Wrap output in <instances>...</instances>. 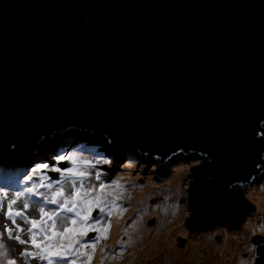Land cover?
Returning a JSON list of instances; mask_svg holds the SVG:
<instances>
[{
	"label": "water",
	"instance_id": "95a60500",
	"mask_svg": "<svg viewBox=\"0 0 264 264\" xmlns=\"http://www.w3.org/2000/svg\"><path fill=\"white\" fill-rule=\"evenodd\" d=\"M70 143L161 185L204 159L184 228L241 241L264 166V0H0V162Z\"/></svg>",
	"mask_w": 264,
	"mask_h": 264
},
{
	"label": "rangeland",
	"instance_id": "374dc122",
	"mask_svg": "<svg viewBox=\"0 0 264 264\" xmlns=\"http://www.w3.org/2000/svg\"><path fill=\"white\" fill-rule=\"evenodd\" d=\"M84 144V143H81ZM80 143H70V144H65V145H60V146H55V147H59L58 149L55 150L54 155L49 159H54L53 163H46L42 158L41 159H35L33 160V155L27 162H25L24 164H22L21 166H19L17 169H21V171H19L18 173H16V168H13V175L20 177L19 180H23L25 177H28L29 175H31L32 179L28 180V184H30L31 182L36 180V177H47L49 182H55L61 179V177H59V173L57 174V178L53 180H50L48 176H44V170L47 172H51V168L52 167H58L59 168V164H61L62 168H68V167H72L71 164H69L67 161H62L57 163L56 161V157L57 156H66L72 153H75L77 156L79 157H86L88 159H107L109 160L105 154L97 147L94 148V150L96 152H94V150H90V148H86L87 146H82ZM91 144V143H90ZM71 145V147L67 150V148ZM93 145V144H92ZM94 146V145H93ZM54 149V147H50L47 149H44L41 151H38L39 153L37 155H39V157L44 156V159H48V153L52 152ZM85 149V150H83ZM88 149V150H87ZM70 150H73V152H69ZM77 151V152H74ZM84 153H83V152ZM92 154H97L98 156L94 157L95 155L92 156ZM33 160V161H32ZM204 161V159L202 158H189L187 155L184 156L183 158L178 159L177 161L171 163L168 167V174L165 177L164 183L165 184L167 181L170 180V177L174 174L177 173L179 171H183V184L181 185V189H180V195L178 197V199H176L175 201V210L172 211L171 215H170V220H172L174 217H177L180 219V224L181 227L185 230L184 228V213H185V209H186V205H187V201H188V194H189V186H190V182L192 180V176H191V170L196 167V165H199L200 163H202ZM36 163H40V164H48L49 168L48 169H42L40 171H35V169L37 168V166H34ZM3 166H7L8 168H11V166L1 163L0 162V167ZM26 166L25 169L20 168ZM32 169V170H31ZM28 170V171H26ZM31 170V171H29ZM89 171V177L88 179H86L85 183L86 184H93L95 186H99V182L96 181L95 179V175L97 171H100L102 173H104V175L101 177V179L105 182V183H111V181L113 179H115L118 174L115 170L114 165L110 162L109 164H100L97 165L95 168H91L88 170ZM51 174V173H50ZM172 174V175H171ZM120 175H126L128 178H130V180L132 182H134L135 186L134 187H130V188H126V191H133L136 192V190H138V187L140 189L145 188V184L149 183V182H153L155 183V185H159L160 183L151 175L141 171L140 169L136 168L135 166L131 167V168H125ZM119 175V176H120ZM171 175V176H170ZM51 177H54L53 174H51ZM41 181V179L38 182H34L32 183L30 186H25L26 187H31L33 184H39ZM263 181H264V166L262 169V180L244 188L241 192V198H245L247 201H252L253 199H251L249 197V193L252 191H262V185H263ZM182 182V180H181ZM46 183V182H45ZM25 185V184H24ZM54 186H58V185H54ZM138 186V187H137ZM154 186V185H153ZM23 188V189H24ZM136 189V190H135ZM6 190V189H4ZM47 189L46 188H39L38 192L39 193H43L46 192ZM16 192L14 190H11L10 193ZM262 196H264V194H261ZM256 197H259V195H255ZM32 197H29V199ZM35 199H37L36 197H33ZM10 199V196H9ZM31 200V199H30ZM38 201H33L32 203H36ZM146 202L148 205H150L152 208H155V206H157V204H162L163 199L160 196V194L158 192H153V194L150 197H147ZM254 203V201H252ZM7 205H8V200H4L3 201V208L0 209V215L3 218H6L5 216V212H7ZM20 204L19 202H17L16 205H14V209L15 208H20ZM122 207V206H121ZM46 208H55V205H52L51 207H46ZM122 208H126L127 207L125 205H123ZM131 207L129 210L124 211L122 214L120 213H116L113 215L112 217V223H111V227L109 229V231L107 232V238L106 239H100L97 243H96V247H95V251L93 252V250L91 248L86 249L87 252H89L92 255V259L89 262L87 260V257L85 256H80L79 258L77 257H69V260L72 259H76L77 264H135V262L140 261V259H142V257H146L144 256L145 254L147 255L148 253L145 252L144 250V246L147 244V242L145 244L142 245V242L144 241L143 238L140 239L139 241V245L137 248L133 249L136 252H133L130 256H126L128 254V252L130 251V248L128 247L126 243V236L127 235H131L134 233V221L136 220L134 218V216L130 215L131 212ZM175 212V215H173V213ZM255 210L248 215V217H246V222L244 223V225L246 226V229H248L247 235H246V239H243V237L240 235V237L242 238L241 241L238 242V244H240L239 247V252L235 253L234 252V259H229L230 262H228L227 264H241L244 260H248V264H252V257H253V253L249 251V249L253 246H256L251 240L256 238L257 236H264V218L263 216H257L255 217L254 215ZM27 215V213H26ZM93 219L91 221H89V223H95L97 220L101 221V226H103L104 224H106L107 218L101 214L98 210H95L93 212ZM118 217V219H117ZM255 218V219H254ZM1 219V217H0ZM116 219L119 220L121 222L120 225L116 224ZM252 221H259L257 224L254 225H250V222ZM18 222L16 224H13L12 221H8L5 220L0 221V226L2 227V229L5 230L6 234L8 235V232L5 229V226H7V228L12 230V239H9V237H7V242L11 244V246H15L16 248V254H13L11 252H9V256L8 259L9 260H13L15 261V264H42V262L44 261H40V260H34L31 257H27V256H19L18 254L20 251L24 250L25 248H27L29 251H31L32 249L30 248L29 245H20L15 239L14 237L17 235L16 232V227L17 225H19L20 227H24V223H20L22 220H17ZM144 225L146 227H153L156 225L157 222V217L156 215L154 216H147L145 218H143ZM253 223V222H252ZM119 226V228H118ZM171 228V226H170ZM128 230V231H127ZM240 230V229H239ZM250 230H253V233L250 234ZM118 231V244H111L109 242V240L111 239L112 234ZM127 231V232H126ZM186 231V230H185ZM2 232L0 231V243L1 242V238H2ZM95 235V236H94ZM100 234L97 232H90L88 234V236L84 237L81 241L80 244L76 245V248H80L81 245H88L93 243V241H97V237ZM225 233H221V234H216V235H210V236H206V237H202V238H198L196 239L198 242H203L206 243L208 246L209 245H219L223 239H226V237L224 236ZM94 236V237H93ZM255 236V237H254ZM93 237V238H92ZM159 237L156 234H153L150 238V240H148V244L153 242L155 240V238ZM21 238L22 239H27V237L23 236L21 234ZM176 241H175V245L176 247H180L183 248L188 242L191 240V238H189V236L187 235L186 238L184 239L183 237H180L179 235H177L176 237ZM219 240V241H217ZM132 241V240H130ZM161 240L159 239L157 242H159V244ZM129 241H127L128 243ZM7 244V243H6ZM163 244V243H162ZM261 246H264V241L259 243ZM116 245V246H115ZM246 245V246H245ZM6 248L7 245H5ZM203 246H199V247H193L190 252L195 253L196 254V259L191 260L188 264H194V263H205L207 264V260L205 259H199V257L201 256V258L203 256H206V253H198L197 250L202 249ZM147 249H153L155 250L153 254H149L150 256H148L147 258H145L143 264H170L168 262V259H166L164 252L162 253V245L158 248L151 246L148 247ZM110 250H114L115 253H111L109 254L108 251ZM108 256H107V255ZM104 258V260H103ZM115 259V260H114ZM220 258H217V261L220 262ZM219 262H217L218 264H220ZM68 264V261H64V260H58L56 258H53V264ZM221 263L224 264V262L221 260ZM7 264V263H6ZM45 264H47V262L45 261ZM179 264V263H177Z\"/></svg>",
	"mask_w": 264,
	"mask_h": 264
},
{
	"label": "clouds",
	"instance_id": "9594fccd",
	"mask_svg": "<svg viewBox=\"0 0 264 264\" xmlns=\"http://www.w3.org/2000/svg\"><path fill=\"white\" fill-rule=\"evenodd\" d=\"M43 138L44 137L42 136L41 139ZM81 145L87 146L86 148H90V150H94V148L96 147L93 146L92 144H87V143ZM70 147L71 145L67 148V150ZM10 148L14 149L15 145L10 146ZM58 148L59 147H54L53 151L48 153L47 155L48 159H44V156L39 157V155L37 157L35 154H34L35 156H33L32 159L35 160L42 158L48 164L53 163L54 159H49V158L56 156L54 155V153L55 150ZM69 152L71 153L73 152V150H70ZM94 152L96 151L94 150ZM93 155H95L94 157L98 156L97 154H92V156ZM37 165H40V163H36L34 166ZM84 167L85 166L83 164H75V163L72 164V168L77 170H81ZM13 168L14 167L8 168L7 166L0 167V191L6 192L8 195L7 199L4 200H8L9 196L10 199L18 200L21 206L20 209L27 213V217L29 218V223H24L23 221H21L20 223L21 224L24 223L25 226L20 227L19 225H17L16 232H17V236L21 237L22 234L23 236L27 237V239H23L24 240L23 244L19 242L18 243L20 245H29L30 248L32 249L31 251H29L27 248H25L24 250L19 252L18 257L27 256V257H31L34 260L38 259L40 261H44L42 262V264H45V261L47 262V264H53V258H56L58 260L68 261V264H74V262H76V259L69 260V257L74 256L79 258L80 257L79 252L83 251L82 245L79 248V252L72 251V249L77 245L75 236L77 232L80 231V227H82V226L78 227L77 222L79 219H83V217L81 216V212L86 210L89 207V204L91 203L88 200V197L92 194L91 190L94 185L86 184L85 183L86 180L84 181L83 184H81L80 177L78 175H75L74 173H69L66 182H64L62 185L54 186L57 184L56 182L52 181L53 186L51 188H46L47 189L46 192L39 193V196L43 199L42 205L41 203L38 202L32 203L33 201H37V199L33 197L30 198L31 204H28L26 203L24 196L30 195L31 194L30 189H32L33 187H35L38 191L39 184L42 183L43 181L41 180L39 184H33L31 187L24 188L25 186H30L34 182H38L41 178L36 177L35 181L28 184V180L32 179L31 175L25 177L23 180L20 181L19 180L20 177L17 176L15 177L13 175ZM20 168L25 169L26 166ZM59 168L63 169L61 164H59ZM127 168H131V167H127ZM48 173L53 174L54 177L49 176ZM57 174L58 173H52L50 171L46 172L44 170V176H48L50 180H53V178L56 179ZM73 181H75V183ZM45 182L49 183L48 180H46ZM11 190L14 191L24 190V193L20 197H17L15 195V192L10 193ZM248 202H250L254 206V210H256L255 203H253L250 200ZM52 205H55V208H46V207H51ZM251 213H249L248 215H250ZM173 215H175V212L173 213ZM0 217H1L0 221L3 222L5 220L11 221L7 218H3L1 215ZM33 220L37 221L35 225L31 223V221ZM19 229H22V231ZM0 231L3 234L1 238L2 240L1 242H4V244L0 243V264H6V263L9 264V261H13L8 259L9 252L16 254L17 250L15 246H11V244L7 242V237L9 236L6 234L5 230L2 229L1 226H0ZM260 237L264 238V236H260ZM14 239L16 240L15 237ZM33 241L37 242L36 247L32 246ZM5 245H7L8 248H6ZM257 246H261V245L258 244ZM26 253L27 255H25ZM257 259H259V255H255L254 259H252V264H254L255 260ZM194 264H201V263L197 262Z\"/></svg>",
	"mask_w": 264,
	"mask_h": 264
},
{
	"label": "bare ground",
	"instance_id": "6f19581e",
	"mask_svg": "<svg viewBox=\"0 0 264 264\" xmlns=\"http://www.w3.org/2000/svg\"><path fill=\"white\" fill-rule=\"evenodd\" d=\"M37 154L38 152L35 153V155L38 157ZM19 171L21 170L18 169L16 173H18ZM183 176V171L181 170L177 173H174L170 177V180L163 185H155V183L149 182L145 184V188L143 189H140L137 186L138 190L135 189L136 192L125 191L123 193V199L118 201V204L122 207L123 205H125L127 207V210H129L131 207L132 210L130 212V215L134 216V218L136 219L134 221V233L131 235H127L125 238V244H127L130 248V251L126 256H130L133 252H136L133 249L138 247L141 238L144 239L142 245L147 242V244L144 246V250L148 254H145L144 256L146 257H142V259L135 262V264H143L145 258L150 256L149 254L154 253L155 250L147 249L151 246L158 248L162 245V253L164 252L165 257L166 259H168V262L170 264H188L191 260L196 259V254L190 252L193 247L203 246V248L197 250V252L201 254L206 253V256H203L202 258L200 256L199 259L207 260V264H218L217 262L219 261H217V258H220L224 262V264H227L228 262H230L229 259H234V252H239L240 244L236 243L232 245L231 243L226 241V239H223L219 245L214 244L209 246L206 243L198 242L196 239H191L190 241L186 242L187 244L183 248L176 247L175 237L179 235L180 237H183L185 239L188 235L187 232L181 227L179 218L174 217L172 220H170V215L172 214L171 212L175 210V201L180 195L181 185L183 184ZM115 180H118L119 183L123 184L125 186V189L135 186L134 182H132L126 175L117 176ZM261 189L263 190L258 192H250L249 197L253 199L252 201H254L256 206V210L254 213L255 217L261 215L264 218V196L261 195L264 194V181ZM153 192H158L163 199L162 204H157L155 208H152L146 202L147 197H150ZM255 195H259V197H256ZM154 215H156L157 217L156 225L151 228L146 227L142 222L143 218ZM117 219L116 224L120 225L121 222ZM258 222L259 221L251 220L250 225L257 224ZM247 232L248 229H246L245 225H243L239 230V234L243 237V239H246ZM249 232L251 234L253 233V230H250ZM153 234H156L159 237L155 238L153 242L148 244V240H150ZM224 236L226 237V233ZM159 239L161 240L160 244L159 242H157ZM127 241L129 242L127 243ZM109 242L111 244H118V231H115L112 234ZM108 252L109 254L115 253L114 250H110ZM221 260L219 262L220 264H222ZM241 264H248V260H244Z\"/></svg>",
	"mask_w": 264,
	"mask_h": 264
},
{
	"label": "snow or ice",
	"instance_id": "6c2138e0",
	"mask_svg": "<svg viewBox=\"0 0 264 264\" xmlns=\"http://www.w3.org/2000/svg\"><path fill=\"white\" fill-rule=\"evenodd\" d=\"M57 163L62 161H67L69 164H83L85 167L81 170L74 169L72 167H68L65 169H61L58 167H52L50 170L52 173H59L61 179L58 181H55L57 185H62L64 182H66L68 178L69 173H74L75 175H78L80 177V183L83 184L86 179L89 177V169L95 168L97 165L100 164H109L110 161L107 159L101 160V159H88L86 157H79L75 153L66 155V156H57L56 157ZM126 167H133L132 164H127ZM48 164H40L37 166L35 171H40L42 169H48ZM104 175V173L97 171L95 175L96 181L99 182V186H93L92 188V194L88 197V200L91 202L89 204V207L81 212V216L83 219H79L77 222V226L80 227V231L77 232L75 236V240L77 242V245L80 244V241L88 236L90 232H97L100 235L97 237V241H93V243L88 245H82L83 251L79 252V248L74 247L72 251L79 252L80 256L87 257V260L90 262L92 259V255L86 251V249L91 248L93 252L95 251L96 243L100 239H106L107 238V232L109 231L112 223V217L116 213L122 214L124 211H127L126 208H122L121 205L118 204V201L123 199V193L126 191L125 186L121 183H119L118 180L113 179L111 183H105L101 177ZM47 177H41L42 183L39 184V188H51L53 186L52 182L45 183L47 180ZM27 182V180H26ZM75 183V181H73ZM24 190L16 191L15 195L17 197H20L23 195ZM30 195L24 196V199L26 203L31 204V201L29 197H36L38 203L43 204V199L39 196V192L35 187L30 189ZM8 195L6 192L0 191V209L3 208V201L4 199H7ZM18 200L8 199V205H7V212H5V216L7 219L11 220L13 224L17 223V219L22 220L24 223H29V218L26 215V212L22 211L20 208H15L14 205H16ZM95 210H98L101 214H103L107 218V223L101 226V221L97 220L95 223H89L93 219V212ZM32 224H36L37 221H31ZM6 231L8 232L9 239H12V230L7 228L5 226ZM22 231V229H19ZM255 234V233H253ZM17 242L23 244L24 240L20 236H15ZM33 247L37 246V242L33 241L32 244ZM250 252L253 253L252 259H254L256 255V248L251 247L249 249ZM27 255V253L25 254ZM9 264H15L14 261H9ZM76 264V262H74Z\"/></svg>",
	"mask_w": 264,
	"mask_h": 264
}]
</instances>
